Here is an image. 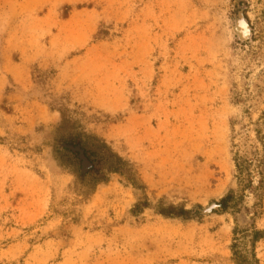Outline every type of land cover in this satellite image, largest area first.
<instances>
[{
	"label": "rangeland",
	"instance_id": "374dc122",
	"mask_svg": "<svg viewBox=\"0 0 264 264\" xmlns=\"http://www.w3.org/2000/svg\"><path fill=\"white\" fill-rule=\"evenodd\" d=\"M263 113L264 0H0V264H233Z\"/></svg>",
	"mask_w": 264,
	"mask_h": 264
},
{
	"label": "trees",
	"instance_id": "16d2710c",
	"mask_svg": "<svg viewBox=\"0 0 264 264\" xmlns=\"http://www.w3.org/2000/svg\"><path fill=\"white\" fill-rule=\"evenodd\" d=\"M262 117L264 118V113ZM256 140L261 146V153L255 152L251 158H248L245 155L241 156L237 151L232 152L237 191H229L218 202L214 203L217 207L214 212L218 214L228 213L233 219L229 247L230 259L233 264H260L255 249L256 244L264 237L263 230L256 227V220L263 213L264 136L258 134ZM65 144L67 147H63L62 151L75 161L74 165L79 168L77 172L78 181L84 186L93 187L105 179L106 173L102 170L113 171L114 166H119L121 163L119 159L115 158V162L107 164L108 160L105 158L104 161L106 162L102 164L98 153L105 152L104 146L91 144L87 147L75 140H70ZM232 147L236 148L237 145L234 144ZM82 160L88 164L83 173L80 170ZM247 196L253 200L249 206L244 203Z\"/></svg>",
	"mask_w": 264,
	"mask_h": 264
}]
</instances>
